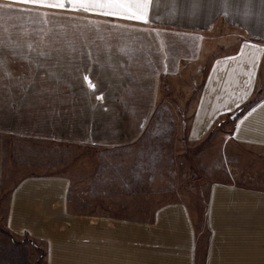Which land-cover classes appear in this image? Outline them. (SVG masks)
<instances>
[{"label": "crops", "instance_id": "crops-1", "mask_svg": "<svg viewBox=\"0 0 264 264\" xmlns=\"http://www.w3.org/2000/svg\"><path fill=\"white\" fill-rule=\"evenodd\" d=\"M58 2L0 0V135L130 143L151 117L161 78L209 58L190 119L191 149L197 155L209 138L199 153L227 164L233 143L264 148V0H121L122 8L89 11L68 0L64 8L45 6ZM109 11L117 14H103ZM101 120L118 124H94ZM4 151L0 138V197ZM177 163L175 191L159 194L167 203L151 221L73 211L68 178L33 175L11 190L5 226L40 244L43 264H264V188L228 180L218 165L214 176L197 160L200 190L185 194L180 187L189 178Z\"/></svg>", "mask_w": 264, "mask_h": 264}, {"label": "rangeland", "instance_id": "rangeland-1", "mask_svg": "<svg viewBox=\"0 0 264 264\" xmlns=\"http://www.w3.org/2000/svg\"><path fill=\"white\" fill-rule=\"evenodd\" d=\"M230 33L231 39L236 37L231 28ZM210 61L206 58L201 64L186 63L178 74L161 78L151 117L142 123L141 133L130 143L85 145L0 135L5 150L1 173L0 264L44 263L45 251L40 244L28 236L13 235L5 226L10 192L24 177L64 176L71 182L70 204L73 211L95 213L102 210L104 214L134 221L153 220L156 210L167 203L159 194L164 193L167 197L175 191L174 167L178 161L184 164L189 178L180 187L186 191L185 194L189 193L190 187L193 191L200 190L202 176L197 170V160H201L214 176H220L215 170L218 165L221 171L224 167L223 177L228 180L236 179L264 188V148L233 143L227 148L231 154L226 164L214 153H199L209 138L196 145L199 149L197 155L188 142L190 119L195 113ZM73 124L78 128L81 123ZM94 124L113 126L118 123L101 120ZM216 158L219 163L214 162ZM190 165L195 172L190 171ZM206 197L202 201L203 210ZM202 215L198 218L200 225L206 224V214ZM206 234L207 242L209 233L206 231Z\"/></svg>", "mask_w": 264, "mask_h": 264}, {"label": "snow or ice", "instance_id": "snow-or-ice-1", "mask_svg": "<svg viewBox=\"0 0 264 264\" xmlns=\"http://www.w3.org/2000/svg\"><path fill=\"white\" fill-rule=\"evenodd\" d=\"M25 2H30V3H37V4H42L43 0H25ZM69 3L74 4L78 10H83V11H89L92 8H122L124 7L123 3L121 0H68ZM45 6H50V7H59V8H64L65 3L64 0H60V2L53 4V5H45ZM144 7H147V5H144ZM103 14L107 15H114L117 14L115 12L109 11L105 12ZM132 18L142 20L144 19L143 15H136L133 14ZM91 86V84H90Z\"/></svg>", "mask_w": 264, "mask_h": 264}, {"label": "trees", "instance_id": "trees-1", "mask_svg": "<svg viewBox=\"0 0 264 264\" xmlns=\"http://www.w3.org/2000/svg\"><path fill=\"white\" fill-rule=\"evenodd\" d=\"M251 104V101L248 103L243 104L238 109H236L233 113L229 114L227 116L229 121H234L243 111H245ZM190 164V163H189ZM190 171L195 172L196 170L193 168L192 165H190ZM32 240V239H31ZM34 241V240H32ZM22 242V241H19Z\"/></svg>", "mask_w": 264, "mask_h": 264}]
</instances>
